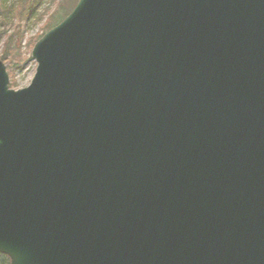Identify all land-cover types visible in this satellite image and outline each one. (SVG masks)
Wrapping results in <instances>:
<instances>
[{"label": "water", "instance_id": "obj_1", "mask_svg": "<svg viewBox=\"0 0 264 264\" xmlns=\"http://www.w3.org/2000/svg\"><path fill=\"white\" fill-rule=\"evenodd\" d=\"M0 60L10 264H264V0H80Z\"/></svg>", "mask_w": 264, "mask_h": 264}, {"label": "rangeland", "instance_id": "obj_2", "mask_svg": "<svg viewBox=\"0 0 264 264\" xmlns=\"http://www.w3.org/2000/svg\"><path fill=\"white\" fill-rule=\"evenodd\" d=\"M52 1H45L41 13L30 17L32 0H22L20 13L19 0H0V60L4 57L8 60V62L3 61L10 75V86L14 90L28 87L35 76L37 64L31 58L34 47L32 44L44 33L46 23L56 9L55 4H49ZM9 8H12V12H8ZM45 8H49V11L41 16ZM14 34H16L15 39H9ZM8 39L10 40L8 44L11 46L7 50Z\"/></svg>", "mask_w": 264, "mask_h": 264}, {"label": "trees", "instance_id": "obj_3", "mask_svg": "<svg viewBox=\"0 0 264 264\" xmlns=\"http://www.w3.org/2000/svg\"><path fill=\"white\" fill-rule=\"evenodd\" d=\"M45 1H49V0H32V5H31V10H30V17H33L36 13H41L40 10L42 9V5ZM79 0H53L52 2H49V4L52 5H56V9L53 12V14L49 17L48 22L45 25V30L44 33L41 34V36H39L32 44V46H34L36 44V42L45 34L47 33L49 30H51L53 27H55L58 23H60L72 10L73 8L76 6L77 2ZM62 3H64L62 5ZM21 4H22V0H19L18 2V9H19V13L22 10L21 8ZM44 12L41 14V16L49 11V8H45L43 10ZM8 12H12V8L8 9ZM16 34H14L13 36H11V38L9 37V39H15ZM8 39L7 41V45L6 48L8 50V48L11 46L10 44H8L10 42V40ZM17 49V47H16ZM2 58V57H1ZM2 60L7 61L6 58H2ZM11 63V61H9ZM0 264H10L9 260L5 257L0 255Z\"/></svg>", "mask_w": 264, "mask_h": 264}]
</instances>
